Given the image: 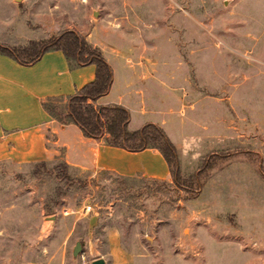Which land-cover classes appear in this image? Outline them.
<instances>
[{
    "label": "rangeland",
    "instance_id": "rangeland-1",
    "mask_svg": "<svg viewBox=\"0 0 264 264\" xmlns=\"http://www.w3.org/2000/svg\"><path fill=\"white\" fill-rule=\"evenodd\" d=\"M64 29L113 66L171 81L164 124L183 176L224 150L264 166V0H0V41ZM64 98L42 105L56 114ZM61 161H0V264H264V178L240 156L194 197L141 171L67 166L81 180L67 182Z\"/></svg>",
    "mask_w": 264,
    "mask_h": 264
},
{
    "label": "crops",
    "instance_id": "crops-1",
    "mask_svg": "<svg viewBox=\"0 0 264 264\" xmlns=\"http://www.w3.org/2000/svg\"><path fill=\"white\" fill-rule=\"evenodd\" d=\"M105 59L111 68V82L94 103L122 105L128 111L129 129L153 122L173 143L164 124L166 99L177 95L171 81L164 76L128 73V68L113 66ZM93 72L91 63L69 67L60 49L47 50L30 64L0 53V161L59 159L78 173L107 169L132 175L141 171L170 181L167 165L157 149L131 151L107 144L103 137L87 136L75 123L43 107L44 97L73 93L93 78ZM73 226L74 221L71 229Z\"/></svg>",
    "mask_w": 264,
    "mask_h": 264
},
{
    "label": "trees",
    "instance_id": "trees-1",
    "mask_svg": "<svg viewBox=\"0 0 264 264\" xmlns=\"http://www.w3.org/2000/svg\"><path fill=\"white\" fill-rule=\"evenodd\" d=\"M50 49H60L64 57L73 60L76 65L89 63L94 65L93 78L73 93L66 95L63 109L52 114L75 123L87 136L103 137L107 144L131 151L145 147L157 149L168 168L172 183L169 189L175 192L183 191L184 197H194L211 168L220 166L238 156L253 164L258 174L264 178V166L260 158L253 156L249 150L243 149L208 153L201 158L196 170L183 176L176 148L159 125L145 122L137 128L129 129L127 127L128 111L125 107L116 103H94L99 95L108 90L112 73L100 49L89 43L81 33L73 29H64L55 36L32 38L22 44L0 41V53L21 64L34 62L43 52ZM48 111L53 112L54 107H49ZM38 162L44 163L43 161ZM58 166L62 167V171L57 170L56 177H62L67 182L81 181L77 177L69 176L65 171L67 167L65 162L61 161ZM153 180L166 184L163 179L153 178Z\"/></svg>",
    "mask_w": 264,
    "mask_h": 264
},
{
    "label": "water",
    "instance_id": "water-1",
    "mask_svg": "<svg viewBox=\"0 0 264 264\" xmlns=\"http://www.w3.org/2000/svg\"><path fill=\"white\" fill-rule=\"evenodd\" d=\"M93 14H95V11H93ZM79 248H80L79 241H75L72 247V253L75 254L79 250ZM90 264H105V261L102 257H96L90 261Z\"/></svg>",
    "mask_w": 264,
    "mask_h": 264
},
{
    "label": "built area",
    "instance_id": "built-area-1",
    "mask_svg": "<svg viewBox=\"0 0 264 264\" xmlns=\"http://www.w3.org/2000/svg\"><path fill=\"white\" fill-rule=\"evenodd\" d=\"M90 208H91V205L88 201L82 206V209L84 210V212H87Z\"/></svg>",
    "mask_w": 264,
    "mask_h": 264
}]
</instances>
